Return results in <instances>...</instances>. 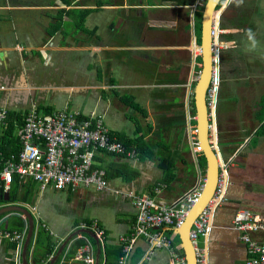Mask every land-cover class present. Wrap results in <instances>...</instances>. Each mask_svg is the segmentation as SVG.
<instances>
[{"label":"crops","instance_id":"obj_1","mask_svg":"<svg viewBox=\"0 0 264 264\" xmlns=\"http://www.w3.org/2000/svg\"><path fill=\"white\" fill-rule=\"evenodd\" d=\"M205 2L0 0V109L25 115L37 106L43 112L74 109L103 116L115 138H142L152 152L139 161L97 157V167L123 176L108 179V187L99 192L56 191L16 180L20 197L32 193L31 203H7L0 210H28L35 229L25 254L26 217L4 215L0 231L17 232L7 229L18 218L24 225L19 232L26 234L19 257L16 243L0 239V264H84L78 261L83 246L72 251L84 238L93 244L94 264H116L122 257L121 238L130 237L138 219L129 196L149 195L164 184L165 160L174 165V179L156 196L160 202L171 205L201 184L207 164L204 169L201 153L193 147L197 127L189 116H196L193 89L201 70L197 22ZM256 2L224 0L218 10L213 125L230 183L226 201L199 241L205 264H245L249 248L234 225L235 215L248 209L264 219V137H256L263 126L258 114L264 64L259 68L255 63L253 43L261 40L256 11L262 9ZM130 171L137 174L127 181ZM94 220L105 230L102 240L82 229ZM41 229L51 245L46 237L39 245ZM159 231L185 259L177 233L166 227ZM253 236L264 243V232ZM152 251L150 239L140 238L127 264H174L166 248Z\"/></svg>","mask_w":264,"mask_h":264},{"label":"built area","instance_id":"obj_2","mask_svg":"<svg viewBox=\"0 0 264 264\" xmlns=\"http://www.w3.org/2000/svg\"><path fill=\"white\" fill-rule=\"evenodd\" d=\"M219 23L215 20L212 26V38L218 39ZM201 57L200 47H197ZM213 52H219L217 43L213 45ZM217 61V60H216ZM199 79V74L195 82ZM217 73L215 71L211 86L206 94L209 119L213 120L215 108V94L217 89ZM8 109H0V128L7 125ZM190 120L197 117L189 116ZM211 145L217 150L214 139V125L211 124ZM197 134V129L195 130ZM22 146L17 156L5 160L0 156V183L3 185L2 194H8L15 179L18 183L31 180L42 188L53 186L56 191L66 189L79 191L93 189L97 192L108 187L106 173L96 165L100 154L139 161L137 149H127L119 139L111 134L103 116H86L80 111L64 109L45 114L32 106L24 115L23 127L18 132ZM214 140V141H213ZM193 147L199 149L198 139L193 141ZM219 182L216 193L209 206L194 223L190 234L191 242L196 251L197 264H205L204 251L199 247L200 238L207 235L215 211L226 201L225 194L229 186V173L226 165H221ZM206 180L193 188L181 199L171 205H165L158 200L157 195L166 188L160 184L149 195L129 196L132 206L138 211L137 224L130 237H122V257L116 264H127L135 244L142 237H147L153 243V251L167 249L173 256L174 264H186L178 254L174 243L161 231L168 228L173 231L183 227L191 211L199 204L205 189ZM235 227L242 232V239L247 242L249 255L245 264H264V243L256 240L253 233L264 232V219L254 216L248 209H240L234 218ZM82 229L93 232L99 239L105 236V230L100 222L94 220ZM23 232L0 231V239L16 243L18 257L22 254ZM85 244L80 250L78 261L84 264H94L95 250L91 241L84 238ZM152 251V252H153ZM152 255V254H151ZM20 264V263H19Z\"/></svg>","mask_w":264,"mask_h":264},{"label":"water","instance_id":"obj_3","mask_svg":"<svg viewBox=\"0 0 264 264\" xmlns=\"http://www.w3.org/2000/svg\"><path fill=\"white\" fill-rule=\"evenodd\" d=\"M224 0H206L203 7L202 20H201V71L199 73V79L194 84L193 89V104L196 111V126H197V139L199 143L200 153L204 156L207 164L205 170L204 179L206 180L205 189L199 204L191 211L183 227L176 230L182 250L185 252L186 264H197L196 251L193 243L190 239L191 231L193 230L194 223L203 214L204 210L209 206L214 198L219 182V173L222 165V158L218 150L214 149L211 145V130L209 128L210 121L213 124V120L209 119V109L206 101V94L211 86L214 78L215 71L218 78L217 70V57L218 54H214L213 45L217 43L212 38V26L214 21L219 19L218 10ZM218 22V21H217ZM218 80V79H217ZM218 82V81H217ZM217 100V89L214 102ZM217 148V143L215 141ZM0 201L5 203L9 202V195L2 194L0 190ZM17 214L24 215L26 221L29 224L28 235L25 239V254L26 248L29 246V241L34 234L35 221L28 210L20 207H7L0 210V217L4 215ZM171 230V229H170ZM173 231V230H172ZM94 236V235H93ZM63 251V249L61 250ZM24 264L25 261H24Z\"/></svg>","mask_w":264,"mask_h":264},{"label":"trees","instance_id":"obj_4","mask_svg":"<svg viewBox=\"0 0 264 264\" xmlns=\"http://www.w3.org/2000/svg\"><path fill=\"white\" fill-rule=\"evenodd\" d=\"M204 1H206V0H204ZM203 9H204V7L201 10H203ZM83 15L85 16L86 13H84ZM201 20H202V14L200 13L199 19L197 22V30H198L197 35H198L199 46L201 45ZM199 64L202 65L201 58L199 59ZM200 71L201 70H199V72ZM131 107H133V105ZM260 107H261V111L258 114V120L260 123H263V126L258 131L257 136H256L257 138L264 137V96L262 98V102L260 104ZM38 111H41V110L38 108ZM45 112H46L45 114H52L53 111L46 109ZM194 114H196V113L194 112ZM23 119H24V114L16 113V112H9V118H8L7 125L0 128V156L2 155L5 160L9 159L12 156H17L21 152L22 146H21V143H20V140L18 137V132L23 127ZM194 127L195 128L197 127L196 124ZM111 134H112V132H111ZM112 136H113V134H112ZM122 143L127 149H134V148L137 149L138 153H139V157L141 159L144 156L148 157V156L152 155V152L150 151L149 147L147 146V143L145 141H143L142 138H137V139H134L132 141L122 142ZM101 155H103V154H100V156ZM200 157L203 159V162L205 163V165L203 166V168L205 169L206 168V161L204 159V156L201 154ZM162 166H163V170L166 174L165 179H163V181H164V184L167 185V184L171 183L174 179V176L172 173V170L174 169V165L172 162L165 160L164 164ZM105 173H106V177L108 179L123 177V176H120V173L119 174L118 173H112L110 171H105ZM135 174H137V173L130 171L128 177L127 178L124 177V179L129 181L135 177ZM16 180L17 179H15L14 183L10 187V190L8 193V195H9V202L8 203L9 204H16V203L30 204L31 203L30 199H31L32 193H30V194L25 193L22 197H20L19 196V186L17 185ZM38 186H40V185H38ZM2 187H3V185L0 183V189H2ZM150 193H152V191ZM6 204L7 203L0 201V205H6ZM3 218H4L3 216L0 217V220ZM13 221H15L14 224H12V226L9 227L10 229H7V230L17 231V232L23 230L24 225L20 220H18V218L16 220H13ZM45 237H46L49 245H51L53 243L51 241V237L47 233H45V231L43 229H41L38 232L39 245H42L45 243L43 240ZM82 246H84V241L79 240L76 243L75 249L72 250L74 252V254ZM49 247L51 248L50 249V254H51V252H53L55 250V247H54V245L49 246ZM30 250H31V247H29V251ZM38 250L39 249H37V252H38Z\"/></svg>","mask_w":264,"mask_h":264},{"label":"rangeland","instance_id":"obj_5","mask_svg":"<svg viewBox=\"0 0 264 264\" xmlns=\"http://www.w3.org/2000/svg\"><path fill=\"white\" fill-rule=\"evenodd\" d=\"M256 1H257L256 2L257 6L259 7L258 10L262 9V10L256 11V12H258L256 15V20H259L258 21L259 24H257V28L259 29L258 33L260 35V36H257V38H260L261 40H259V42L253 41V43H254V46H256V48H257V51L255 48V53H256V55H255L256 62L255 63L258 64L259 68H261V65L264 64V42H263L264 33H262V32H264V0H256ZM258 62H260V63H258ZM250 63H251V65H255V63L254 64H252V62H250ZM214 139H215V136H214Z\"/></svg>","mask_w":264,"mask_h":264}]
</instances>
